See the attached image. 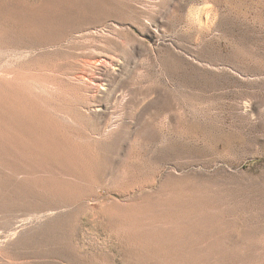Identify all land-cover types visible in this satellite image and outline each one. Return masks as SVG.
Listing matches in <instances>:
<instances>
[{
    "label": "rangeland",
    "instance_id": "obj_1",
    "mask_svg": "<svg viewBox=\"0 0 264 264\" xmlns=\"http://www.w3.org/2000/svg\"><path fill=\"white\" fill-rule=\"evenodd\" d=\"M0 264H264V0H0Z\"/></svg>",
    "mask_w": 264,
    "mask_h": 264
},
{
    "label": "bare ground",
    "instance_id": "obj_2",
    "mask_svg": "<svg viewBox=\"0 0 264 264\" xmlns=\"http://www.w3.org/2000/svg\"><path fill=\"white\" fill-rule=\"evenodd\" d=\"M102 69V68H101ZM2 113V112H1ZM5 131V130H4ZM2 132V131H1ZM2 136H3V134H2Z\"/></svg>",
    "mask_w": 264,
    "mask_h": 264
}]
</instances>
